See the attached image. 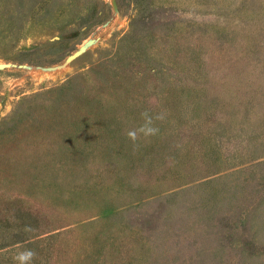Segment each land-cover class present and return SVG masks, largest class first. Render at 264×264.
<instances>
[{"label": "rangeland", "instance_id": "374dc122", "mask_svg": "<svg viewBox=\"0 0 264 264\" xmlns=\"http://www.w3.org/2000/svg\"><path fill=\"white\" fill-rule=\"evenodd\" d=\"M25 249L264 264V0H0V264Z\"/></svg>", "mask_w": 264, "mask_h": 264}, {"label": "clouds", "instance_id": "9594fccd", "mask_svg": "<svg viewBox=\"0 0 264 264\" xmlns=\"http://www.w3.org/2000/svg\"><path fill=\"white\" fill-rule=\"evenodd\" d=\"M142 116L144 117L145 123L138 130L129 131L127 133L128 137L133 141L138 138V132L143 133L146 137L156 135L159 129L153 126L154 119L162 120L164 118L162 114L153 118L148 114V112L142 113ZM36 256L37 253L34 250L25 249L24 251L18 252L14 259L18 262V264H32V261L36 258Z\"/></svg>", "mask_w": 264, "mask_h": 264}]
</instances>
